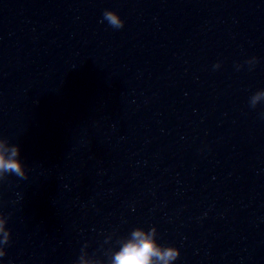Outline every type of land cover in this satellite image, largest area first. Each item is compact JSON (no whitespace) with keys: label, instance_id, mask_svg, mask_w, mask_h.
Segmentation results:
<instances>
[{"label":"water","instance_id":"obj_1","mask_svg":"<svg viewBox=\"0 0 264 264\" xmlns=\"http://www.w3.org/2000/svg\"><path fill=\"white\" fill-rule=\"evenodd\" d=\"M259 91L264 0H0V139L28 177L0 181V264H111L136 228L173 264H264Z\"/></svg>","mask_w":264,"mask_h":264},{"label":"clouds","instance_id":"obj_2","mask_svg":"<svg viewBox=\"0 0 264 264\" xmlns=\"http://www.w3.org/2000/svg\"><path fill=\"white\" fill-rule=\"evenodd\" d=\"M103 18L113 28L122 29L124 27V22L113 11L106 10ZM248 63H255V58ZM214 67L218 69L220 65L216 64ZM261 98H264V91L257 92L251 98V106L255 108ZM20 156L18 145H11L7 139H0V181H5L9 175L25 180L28 178ZM6 224L7 218L0 215V246H6L10 241L11 233L7 230ZM156 235L155 228L147 232L141 228L132 230L119 250L113 254L111 264H173L180 256L179 250L174 247H161L156 242ZM85 247L81 249L77 264H85ZM5 255L3 247H0V257Z\"/></svg>","mask_w":264,"mask_h":264}]
</instances>
